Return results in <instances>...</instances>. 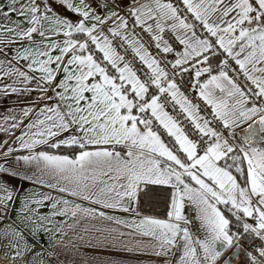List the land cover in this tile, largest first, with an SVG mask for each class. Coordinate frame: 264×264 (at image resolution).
I'll return each instance as SVG.
<instances>
[{"label": "snow or ice", "instance_id": "snow-or-ice-1", "mask_svg": "<svg viewBox=\"0 0 264 264\" xmlns=\"http://www.w3.org/2000/svg\"><path fill=\"white\" fill-rule=\"evenodd\" d=\"M0 107V264H264V0H0Z\"/></svg>", "mask_w": 264, "mask_h": 264}, {"label": "crops", "instance_id": "crops-1", "mask_svg": "<svg viewBox=\"0 0 264 264\" xmlns=\"http://www.w3.org/2000/svg\"><path fill=\"white\" fill-rule=\"evenodd\" d=\"M7 103L11 105L12 101L9 100ZM2 111L3 108L0 107V112ZM2 139H3V135L0 134V140ZM115 214L123 218H129V214L127 213L118 212ZM185 215L192 219L193 221V224L191 226L192 230L194 232H197L198 221H196L195 217L194 218L192 217L193 209H191L187 204L185 208ZM98 226L109 227L114 225H110L109 222H103L102 224H98ZM127 239L128 238L125 237V240ZM82 252L90 253V255L85 256L84 259L85 260L91 259L94 262H96V264H110V262L112 261L117 262V264H156L157 261V258L149 252H126V251L117 250L115 248H110V249L102 248L96 250L95 252H92V250L90 249H84L82 250Z\"/></svg>", "mask_w": 264, "mask_h": 264}, {"label": "trees", "instance_id": "trees-1", "mask_svg": "<svg viewBox=\"0 0 264 264\" xmlns=\"http://www.w3.org/2000/svg\"><path fill=\"white\" fill-rule=\"evenodd\" d=\"M141 212L144 215L154 216L156 218H165L168 210L167 192L158 188L149 198H146L140 205Z\"/></svg>", "mask_w": 264, "mask_h": 264}, {"label": "rangeland", "instance_id": "rangeland-1", "mask_svg": "<svg viewBox=\"0 0 264 264\" xmlns=\"http://www.w3.org/2000/svg\"><path fill=\"white\" fill-rule=\"evenodd\" d=\"M189 207H190L191 209H193L191 205H189ZM192 217H193V218L195 217L194 210H193V215H192ZM199 232H201V229L199 228V222H197V233H199Z\"/></svg>", "mask_w": 264, "mask_h": 264}]
</instances>
